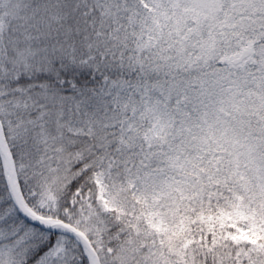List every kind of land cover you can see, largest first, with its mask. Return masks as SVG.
Listing matches in <instances>:
<instances>
[{"label": "snow or ice", "instance_id": "1", "mask_svg": "<svg viewBox=\"0 0 264 264\" xmlns=\"http://www.w3.org/2000/svg\"><path fill=\"white\" fill-rule=\"evenodd\" d=\"M0 264H264V0H0Z\"/></svg>", "mask_w": 264, "mask_h": 264}]
</instances>
